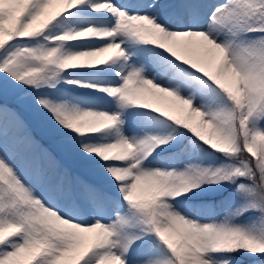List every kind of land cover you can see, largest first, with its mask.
Instances as JSON below:
<instances>
[{
    "label": "snow or ice",
    "instance_id": "6c2138e0",
    "mask_svg": "<svg viewBox=\"0 0 264 264\" xmlns=\"http://www.w3.org/2000/svg\"><path fill=\"white\" fill-rule=\"evenodd\" d=\"M0 264H264V0H0Z\"/></svg>",
    "mask_w": 264,
    "mask_h": 264
},
{
    "label": "rangeland",
    "instance_id": "374dc122",
    "mask_svg": "<svg viewBox=\"0 0 264 264\" xmlns=\"http://www.w3.org/2000/svg\"><path fill=\"white\" fill-rule=\"evenodd\" d=\"M107 55V54H106ZM104 57H100L99 59H103ZM156 103H158L159 104V106H161V107H168L169 105H170V101L169 100H157L156 101ZM22 113H25V112H23L22 111ZM174 114H176V115H181V113H179V112H175ZM25 116H26V118H25V120L26 121H28V123H29V125H30V127H31V131H32V134H33V131H35V132H37L39 135H41L43 138H48L49 140H50V145H44V144H42L44 147H46V148H49L50 150H51V148H53V152H56L58 155H59V150H58V147H57V145H56V143H55V140L53 139V138H51L46 132H45V130L42 128V127H40L33 119H32V117L28 114V113H25ZM34 135V134H33ZM37 139V138H36ZM39 142H40V140L39 139H37ZM40 144H41V142H40ZM52 151V150H51ZM68 163H70V162H68Z\"/></svg>",
    "mask_w": 264,
    "mask_h": 264
},
{
    "label": "trees",
    "instance_id": "16d2710c",
    "mask_svg": "<svg viewBox=\"0 0 264 264\" xmlns=\"http://www.w3.org/2000/svg\"><path fill=\"white\" fill-rule=\"evenodd\" d=\"M26 113V112H25ZM25 113H22V115L26 118V116H25ZM33 134H34V136L37 138V139H39L40 140V142H41V144H44V145H50V140L47 138H43L41 135H39L37 132H35V131H33ZM51 150L52 151H54L53 150V148H51ZM54 153H56V152H54ZM58 155V154H57Z\"/></svg>",
    "mask_w": 264,
    "mask_h": 264
}]
</instances>
